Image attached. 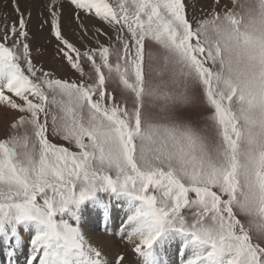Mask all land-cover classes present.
<instances>
[{"label":"snow or ice","instance_id":"obj_1","mask_svg":"<svg viewBox=\"0 0 264 264\" xmlns=\"http://www.w3.org/2000/svg\"><path fill=\"white\" fill-rule=\"evenodd\" d=\"M68 3L85 35V19L110 29L81 51L63 35L64 0H48L44 23L78 81L33 62L19 0L0 29L8 256L26 243L25 264H168L179 242L180 264H264V0H211L199 16L188 0ZM121 200L111 235L124 247L110 253L82 221L95 212L99 227Z\"/></svg>","mask_w":264,"mask_h":264},{"label":"rangeland","instance_id":"obj_2","mask_svg":"<svg viewBox=\"0 0 264 264\" xmlns=\"http://www.w3.org/2000/svg\"><path fill=\"white\" fill-rule=\"evenodd\" d=\"M188 2L195 7L197 16H199L201 15L200 8L206 6L211 0H188ZM47 3L48 0H19L20 8L24 12L25 17L27 18L28 14L31 13V18L28 19L27 25V31L29 33V39L27 42L30 44L32 50L33 62L37 67L42 66L45 70L52 72L56 78L78 81L80 79L79 73L72 70L58 54L57 41L51 36L48 25L44 23V19L47 17V12L45 11V5ZM222 3L230 5V0H222ZM5 17H7V20H5ZM15 19L16 14L13 11L11 0H0V29L3 28L4 23L11 24ZM61 23L65 38L81 51H84L86 48L98 47L97 39H99L100 44L107 45L110 43L107 36H97V29L104 32H110V29L106 25L101 24L98 21L85 19L84 24L87 28V35L84 34V30L78 27V23L74 19L73 10L69 5L68 0H64ZM82 63L85 72L88 73L90 69L87 63L83 61ZM9 119H11V115H9ZM4 127L5 121L0 118V137L4 134ZM50 140L53 143L68 146L66 142L59 138L50 137ZM95 229L98 228L96 227ZM28 236L23 235V239L26 240V237ZM0 245H3L6 247V250H9L6 243L0 241ZM24 245L27 247L26 243H24ZM25 249L26 248L23 247L24 252ZM0 254L4 255L1 251ZM5 255L9 258V263L12 264L13 262L15 264H24L26 261L25 255L23 256V260L14 259L17 256L15 252L12 257H9L7 254Z\"/></svg>","mask_w":264,"mask_h":264},{"label":"bare ground","instance_id":"obj_3","mask_svg":"<svg viewBox=\"0 0 264 264\" xmlns=\"http://www.w3.org/2000/svg\"><path fill=\"white\" fill-rule=\"evenodd\" d=\"M55 70V69H54ZM127 212H126V202L121 200L119 202L113 201L112 203V209H111V219L108 221H105L103 216H101L100 225L97 227L95 224V216L96 213H92V220L88 223H84L82 221L83 225V231L86 235V237L95 245L104 247L106 251L112 253L116 251V246L119 245L121 248L124 247L122 242L118 238H114L111 234L118 231L122 221L126 218ZM98 229H95V228ZM105 227H107V231H105ZM29 234L22 233V236ZM29 238L26 237V240ZM26 240H24L26 242ZM178 243H173L172 245L168 246L165 253V259L168 262V264H180V256L178 252ZM23 247L26 248L25 252L23 250ZM0 251L3 252L4 255L0 256V264H12L9 263V258L5 255L8 253V250H6V247L3 245H0ZM26 251L28 253V248L23 244L22 246H19L16 248L15 253L17 254L16 258L14 259H22L25 255L26 257ZM8 255V254H7ZM129 259L135 262L137 259L133 254L129 253ZM13 264H15L13 262ZM25 264V262H24Z\"/></svg>","mask_w":264,"mask_h":264}]
</instances>
